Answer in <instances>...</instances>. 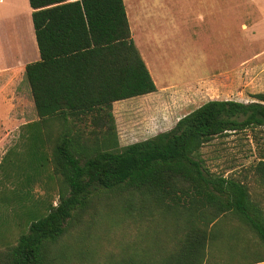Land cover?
Masks as SVG:
<instances>
[{"label":"trees","instance_id":"16d2710c","mask_svg":"<svg viewBox=\"0 0 264 264\" xmlns=\"http://www.w3.org/2000/svg\"><path fill=\"white\" fill-rule=\"evenodd\" d=\"M29 2L40 60L26 66L25 77L39 119L22 128L28 153L21 187L1 197L17 205L19 235L0 251V264H68L57 247L104 195L116 196L106 209L116 211L114 224L132 222L137 230L119 264L263 262L264 207L246 182L211 172L200 152L215 137L264 127V93L249 103L209 100L172 129L121 147L113 104L157 91L124 0ZM88 116L110 120L102 141L84 139L76 127ZM54 121L64 124L56 137ZM50 165L56 204L32 196ZM257 171L264 180V162ZM233 252L247 257L229 263Z\"/></svg>","mask_w":264,"mask_h":264},{"label":"rangeland","instance_id":"374dc122","mask_svg":"<svg viewBox=\"0 0 264 264\" xmlns=\"http://www.w3.org/2000/svg\"><path fill=\"white\" fill-rule=\"evenodd\" d=\"M10 15L12 13L0 16V67L11 62V55L20 54L22 44L21 24ZM26 48L31 49L28 46ZM252 49L259 51L262 48H248V54ZM4 51L5 54L2 55ZM183 54L187 57L190 53ZM156 67L158 73L164 76L165 84L174 86L164 89L158 80L155 84L159 89L150 96L115 102L116 109L115 103L113 104L114 132L121 147L173 127L180 118L209 100L250 102L253 95L258 94L256 91L264 92V57L261 63L157 62ZM230 76L237 79L235 86L229 81ZM251 78L257 84L255 88L247 87ZM6 113L4 108H0V164L5 154L12 150L0 169V251L4 250L7 242L14 243L19 235L18 219L13 209L17 205L6 206L1 202V197L8 195L13 189H20L28 153V144L22 136L25 134L23 127L17 128L14 123L7 121ZM93 119V116L84 117L75 125L84 131V139L91 142L102 141L109 132L110 120ZM63 126L62 122L57 121L50 125L54 137ZM200 157L211 172L246 182L253 199L264 207V180L257 171L259 162H264V127L215 137L203 147ZM52 172L53 167L50 165L34 183V199H53L54 204L57 203L59 183ZM6 174L11 175L9 179L5 177ZM108 201L117 202L116 196H101L94 209L72 223L70 232L57 247L60 249L57 254L64 251L67 257L63 262L119 264L122 253L125 256L128 252L126 246L135 244V225L132 222L115 225L116 211H106ZM247 236L256 240L250 232H247ZM225 250L230 252L228 247ZM244 257L247 256L237 254L235 258L233 252L228 262L240 263ZM232 259L235 261L231 262Z\"/></svg>","mask_w":264,"mask_h":264},{"label":"crops","instance_id":"0c3cea01","mask_svg":"<svg viewBox=\"0 0 264 264\" xmlns=\"http://www.w3.org/2000/svg\"><path fill=\"white\" fill-rule=\"evenodd\" d=\"M124 3L132 39L154 81L159 80L164 89L174 85L165 84L164 76L158 73L157 62H263L264 0H124ZM5 13H12V19L23 24L24 38L27 36L28 42L23 43L20 54L11 55L10 63L0 67V108L6 110L7 121L22 128L39 119L25 69L40 60V53L29 0H0V16ZM248 48L262 49H252L248 54ZM184 52L190 54L184 57ZM228 79L235 86L237 79L234 76ZM254 81L251 78L247 87L255 88ZM252 99L250 102L256 101ZM210 261L215 263L216 260ZM254 264H264V261Z\"/></svg>","mask_w":264,"mask_h":264},{"label":"bare ground","instance_id":"6f19581e","mask_svg":"<svg viewBox=\"0 0 264 264\" xmlns=\"http://www.w3.org/2000/svg\"><path fill=\"white\" fill-rule=\"evenodd\" d=\"M21 28H22V35H21V40H22V44L20 45V49L22 48V45H23V43H26V42H28L27 41V39H26V37L24 38V31H23V29H24V27H23V24L21 23ZM27 35V34H26ZM25 41V42H24Z\"/></svg>","mask_w":264,"mask_h":264}]
</instances>
